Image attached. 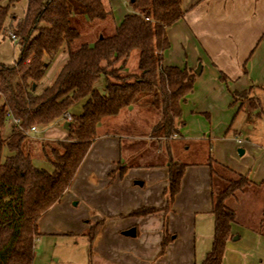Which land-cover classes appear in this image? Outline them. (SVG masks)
Returning <instances> with one entry per match:
<instances>
[{
  "label": "trees",
  "instance_id": "trees-1",
  "mask_svg": "<svg viewBox=\"0 0 264 264\" xmlns=\"http://www.w3.org/2000/svg\"><path fill=\"white\" fill-rule=\"evenodd\" d=\"M2 1L0 41L6 35L15 36L20 54L14 64H0V264H33L39 221L71 186L97 137L99 124L135 107L154 109L158 122L152 137H174L185 124L182 104L193 93L198 76L188 68L164 62L170 48L168 30L186 13L183 0H130L133 12L123 18L113 35L78 49H73L81 36L74 19L107 20L112 10L105 0H29L24 18L12 17L8 27L10 5L3 6ZM19 1L10 0V4ZM135 51L139 52V71L129 73L127 64ZM63 52H67L68 59L55 81L38 91L49 66ZM101 78L105 86L99 90ZM220 79L228 81L223 73ZM232 96L233 103L241 104L239 110L244 101L251 109L259 110V100L251 96L250 89ZM80 104L81 111L71 114ZM9 113L21 123L11 121L10 134L2 137ZM65 113L72 115L67 140L57 142L49 152L44 149L51 169L35 165L23 150L30 129L49 127L61 121ZM185 168L173 160L168 163L166 209L179 192ZM228 171L233 178H225L226 188L218 192L213 188L214 240L202 264H222L227 242L232 238V225L237 221L228 200L246 193L253 185L247 175ZM159 211L143 208L131 216ZM102 224L103 220L91 227V244ZM169 238L164 236L162 252Z\"/></svg>",
  "mask_w": 264,
  "mask_h": 264
},
{
  "label": "crops",
  "instance_id": "crops-1",
  "mask_svg": "<svg viewBox=\"0 0 264 264\" xmlns=\"http://www.w3.org/2000/svg\"><path fill=\"white\" fill-rule=\"evenodd\" d=\"M28 1L21 0L14 4H10V0L1 2L3 6L10 5L7 27L12 17L24 18ZM113 1L105 0V3L111 6L112 15L93 26L104 28L109 24L114 17ZM183 7L186 11L184 18L168 30L170 48L165 52L164 62L168 66L188 68L194 72L198 63H202L203 67L193 93L182 104V119L185 124L179 129L178 135L168 138L173 144H166L167 155L164 156L161 143L165 138H153L152 133L150 134L151 127H148V132L141 130L138 125V107L123 111L112 123L109 119L102 121L97 128V137L71 186L61 201L39 221L41 234L51 235L55 233L53 229L45 230L44 227L46 224L49 227L53 225L56 210L61 213L63 211L66 215L68 211L72 213L71 207H80L86 213L83 219H94L97 223L103 220L92 244L98 251V264H202L212 250L215 230L212 214L214 186L213 165L211 168L208 159L218 163L220 159L211 156V153L217 150V147L210 143L211 138L203 139L206 137L205 133L193 130V125L198 121L195 116L199 113L208 114L206 108H196L194 103L190 102L204 83H207L205 86H210V94L217 101L215 103L222 107L234 104V92L250 89L253 97L263 92L264 0H183ZM124 13L123 18L131 12L126 10ZM123 18L113 26L115 30ZM74 21L87 24L81 17L75 18ZM114 33L115 31L112 35ZM99 38L88 44H94ZM7 40H10L12 45ZM19 54L17 41L12 40L9 35L1 38L0 64H14ZM57 58L59 67L62 68L68 54L63 53ZM136 63L135 73H138L139 55ZM127 71L133 73L129 69V62ZM220 73L225 74L227 82L221 81ZM104 86L105 82L99 86L100 90ZM81 108L82 104L71 112L79 113ZM59 125L60 121L44 128L42 132L49 134ZM137 128L144 135L136 136ZM4 129L9 135L11 122H8ZM63 131L59 135L62 140L68 135L64 126ZM145 132L149 133L148 137ZM136 139L149 143L137 144ZM153 139L158 143L154 152L152 145H149ZM194 140L202 144L208 142L209 158L206 156L197 161L185 162L173 156L182 150V146L188 151L189 143ZM236 143L243 145L240 139H237ZM136 144L140 149L134 151ZM240 151H243L240 155L246 154L243 149ZM136 154L140 155L141 160L131 165L130 161ZM259 154L261 162L264 163V146L259 150ZM152 157L162 159L153 162ZM170 160L184 164L186 168L179 192L169 209H166L165 191L169 186ZM223 162L228 164L225 166L234 173L247 175L255 185V190L263 191L264 197V164L258 172H249L250 169L233 164L230 160ZM143 208H155L160 211L147 216H131L134 211ZM90 209L96 214H91ZM236 215L237 221L232 225V238L227 242L222 264H264V220L259 217L257 223L261 226H257L258 224L252 225L239 220L237 212ZM131 229H135L136 235L126 236L125 232ZM165 235L170 238L165 251L162 252Z\"/></svg>",
  "mask_w": 264,
  "mask_h": 264
},
{
  "label": "rangeland",
  "instance_id": "rangeland-1",
  "mask_svg": "<svg viewBox=\"0 0 264 264\" xmlns=\"http://www.w3.org/2000/svg\"><path fill=\"white\" fill-rule=\"evenodd\" d=\"M107 5L111 8L109 4ZM112 8L114 11V17L104 28L93 26L99 22H89L86 20L87 24H85L74 21V24L78 28L81 36L79 40L73 44V49H78L85 43H91L92 40H95V38H99L100 36H111L112 32L115 31L113 26L120 22L125 14L124 12L126 10H129L131 13L133 12L130 0H114ZM7 42L12 45L10 40H7ZM63 53H60L59 55ZM59 55L57 57H59ZM138 55V51L133 52L129 61V69L133 73L137 70L136 61L138 60ZM57 57L49 66L44 79L40 83L38 91L52 85L55 81L58 75V70L61 68L59 67V60H57ZM200 65L203 67L202 63H198L196 69H198ZM205 75L206 74H204V76ZM104 82V78H101L98 82L97 87L99 90V86ZM205 84L207 83L202 84V89H200L198 94L194 96V100L190 103H194L196 108H206L205 111L208 114L199 113L195 116L198 121L195 125H193V130L196 132L200 130V132L205 133L206 137H203V139H208L209 137L211 138L210 143L217 147L216 152H212L211 156L213 158H219L220 160L218 161H220L221 164L213 159L210 160L208 142L202 144L201 142H197V140L190 142L191 144L189 143L188 151L185 150V146H182V150L177 151L173 154V156L184 160L185 162L197 161L198 159H202L207 156V158H209V164L212 163L215 171L213 174V188L215 189V192H218L226 188L228 182L225 178H233L229 174L228 170L230 169L226 167L228 164L223 161L230 160L233 164L242 165L247 170L250 169L249 172L251 170L253 172H258L261 165L264 164L261 162L262 159L260 160L259 154V150H262V146H264V90L261 93L255 94L254 97L251 95L253 98L259 100V110L251 109L247 101L243 102L244 104L242 105V110H239L241 107L239 102L232 104V106L227 105L226 107L216 104L217 101L214 99L213 95L210 94V86H205ZM153 110L154 109L150 110L148 108H139V113L137 114L139 116V124L137 122L135 123L140 125L141 130L145 129L148 132V127H151V130H153L155 124H157L156 122H158V117ZM259 112L261 115L257 116ZM114 119L115 117L110 118L108 121L112 123ZM8 122H11V120L8 119ZM64 123V121H60L58 128L55 131H50L49 134H44L42 132L44 128H39L38 133L31 134L25 141L23 150L32 157L35 165L44 169H51L50 162L44 155V149L49 152L50 148L56 146L57 142L67 140L68 135L67 137L64 136L65 138L63 137V140L59 137L60 133L64 132ZM251 126H253L252 129L250 128ZM135 131L136 136H139V134L144 135L141 133L139 128ZM135 131L132 130L133 133ZM151 133L152 131L150 134ZM1 135L2 137H7L8 133L5 132L4 129ZM148 136L149 133H147L146 137ZM237 139H240L243 142V145H238L236 143ZM136 140L137 144L146 142L145 144L147 145L149 143L143 139ZM150 142L151 143L149 145H152L151 149L152 152H154L155 148H158V143L155 142L154 139L153 141L150 140ZM168 142L173 144L168 138L161 140V143L163 144L162 149L164 156L167 155L165 146ZM137 144L133 147L134 151L140 149ZM240 149L246 151V154L240 155ZM164 156L162 155V157ZM162 157H157L156 159L152 157V161L157 162L161 160ZM140 160V155H134L130 161L131 165L137 164ZM255 189V185L253 184L246 193H239L236 197L230 198L228 200V204L236 210L239 220L252 225L258 224L257 226H261L257 222L259 217L264 220V214L262 215L264 197L262 190L256 191ZM74 204L75 203L73 202V205ZM71 208L72 213L68 211L66 215L63 211L61 213L56 212V210V217L52 220V222H54L53 225L49 227L46 224L44 227L45 230H48L49 228L51 230L53 229V232L55 233L51 235H43L40 231V236L36 240L35 258L33 264H98V251L95 247H92L93 245L91 244L89 240L90 237L88 235L91 227L97 224V222L94 219H83V216L84 214L86 216V213H84L80 207ZM93 211L94 210L90 209L91 214H96L93 213Z\"/></svg>",
  "mask_w": 264,
  "mask_h": 264
},
{
  "label": "built area",
  "instance_id": "built-area-1",
  "mask_svg": "<svg viewBox=\"0 0 264 264\" xmlns=\"http://www.w3.org/2000/svg\"><path fill=\"white\" fill-rule=\"evenodd\" d=\"M12 40L14 41H17V39L15 38V36H12ZM7 118L10 119L14 124L16 125H20V120H17V119H12V115L9 113L7 114ZM61 121H64L65 123L67 122H71L72 121V115L70 113H65L62 117V120ZM38 132V127L34 126L30 129L29 131V134H33V133H37ZM240 143V141H239Z\"/></svg>",
  "mask_w": 264,
  "mask_h": 264
},
{
  "label": "water",
  "instance_id": "water-1",
  "mask_svg": "<svg viewBox=\"0 0 264 264\" xmlns=\"http://www.w3.org/2000/svg\"><path fill=\"white\" fill-rule=\"evenodd\" d=\"M131 1L133 2L134 0H131ZM201 72H202V66L200 65L198 67V69L195 70V74L197 76H199V75H201ZM34 88H35V86H34ZM68 126H69V122L65 123L64 124V129L67 130L68 129ZM240 154H243V151H240ZM125 235L126 236H132V237H134L136 235V231H135V229H131V230L125 232Z\"/></svg>",
  "mask_w": 264,
  "mask_h": 264
}]
</instances>
